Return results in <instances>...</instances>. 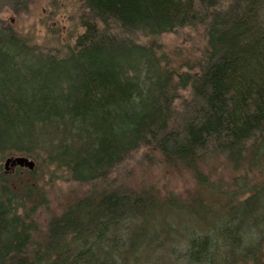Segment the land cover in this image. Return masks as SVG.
I'll return each mask as SVG.
<instances>
[{
  "label": "trees",
  "instance_id": "trees-1",
  "mask_svg": "<svg viewBox=\"0 0 264 264\" xmlns=\"http://www.w3.org/2000/svg\"><path fill=\"white\" fill-rule=\"evenodd\" d=\"M80 3L62 55L0 23V264H264V0ZM195 26L205 44L173 55L180 69L140 40ZM142 146L193 175L186 203L93 187L33 238L45 194L34 170L9 184L4 159L91 183ZM214 159L225 177L205 172ZM173 211L196 225L174 228Z\"/></svg>",
  "mask_w": 264,
  "mask_h": 264
},
{
  "label": "rangeland",
  "instance_id": "rangeland-1",
  "mask_svg": "<svg viewBox=\"0 0 264 264\" xmlns=\"http://www.w3.org/2000/svg\"><path fill=\"white\" fill-rule=\"evenodd\" d=\"M81 12L80 0H26L15 9L8 7L7 4L0 5V23L3 26H9L16 34L25 36L30 43L39 46L46 44L49 48L56 46L57 53L62 55L66 51L64 46H71L75 37L83 30L79 22ZM204 39L201 26L176 29L152 39L140 37V40L146 44L154 41L159 54L164 53L169 58H175L172 61L179 69L180 65L176 63L179 62L176 59L177 55H181L182 58H185L183 55L198 56L205 44ZM182 92H179L181 96ZM19 155L23 154L13 156ZM40 155L45 157L44 154ZM31 159L35 162L32 170L35 171L37 184L45 194L44 201L40 202L32 213V218L37 223V230L33 233L35 240L42 238L51 217L59 215L68 204L82 197L93 187L136 190L153 188L156 197L164 199L173 196L184 204L196 186L193 175L187 169L166 166L159 154L146 146L138 148L122 164L109 169L102 177L91 183L75 181L68 175L66 169L48 165L41 158L32 157ZM4 163L5 159L1 162L3 171L12 176L8 180L9 184L18 187L15 180L20 178L19 181L22 182V178L26 176L25 171L22 170L23 167L9 164L5 167ZM209 164L213 168V173L204 168L206 173L215 177L226 176V171L222 170L224 164L221 160L214 159V161H209ZM14 181L16 184L13 183ZM169 216L171 217H165L173 219L174 228L196 225L195 221L191 222L188 219L186 212L173 211Z\"/></svg>",
  "mask_w": 264,
  "mask_h": 264
},
{
  "label": "water",
  "instance_id": "water-1",
  "mask_svg": "<svg viewBox=\"0 0 264 264\" xmlns=\"http://www.w3.org/2000/svg\"><path fill=\"white\" fill-rule=\"evenodd\" d=\"M11 166H18V167H23L27 168L28 170H32L34 168L35 162L31 158H28L27 156L24 155H19V156H9L5 159V167L7 165Z\"/></svg>",
  "mask_w": 264,
  "mask_h": 264
}]
</instances>
